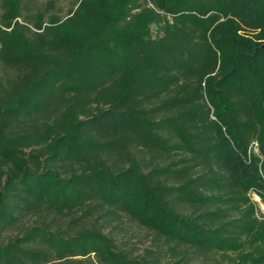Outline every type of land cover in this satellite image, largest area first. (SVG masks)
I'll use <instances>...</instances> for the list:
<instances>
[{
  "label": "trees",
  "instance_id": "obj_1",
  "mask_svg": "<svg viewBox=\"0 0 264 264\" xmlns=\"http://www.w3.org/2000/svg\"><path fill=\"white\" fill-rule=\"evenodd\" d=\"M63 10L0 0V264H264V0Z\"/></svg>",
  "mask_w": 264,
  "mask_h": 264
},
{
  "label": "rangeland",
  "instance_id": "obj_2",
  "mask_svg": "<svg viewBox=\"0 0 264 264\" xmlns=\"http://www.w3.org/2000/svg\"><path fill=\"white\" fill-rule=\"evenodd\" d=\"M68 0H59V4L63 7L64 14L67 12ZM30 220L25 221V224H29ZM18 231V229H15ZM115 231L118 244L125 249L132 250L134 254L144 252L145 249L157 250L158 246L163 250H167V246L164 242L157 239L156 235L132 222H127L125 230L118 233ZM169 264V263H167Z\"/></svg>",
  "mask_w": 264,
  "mask_h": 264
},
{
  "label": "built area",
  "instance_id": "obj_3",
  "mask_svg": "<svg viewBox=\"0 0 264 264\" xmlns=\"http://www.w3.org/2000/svg\"><path fill=\"white\" fill-rule=\"evenodd\" d=\"M259 200V198H257Z\"/></svg>",
  "mask_w": 264,
  "mask_h": 264
}]
</instances>
